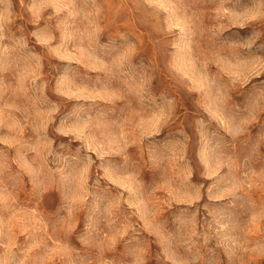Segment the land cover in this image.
<instances>
[{"label": "rangeland", "instance_id": "374dc122", "mask_svg": "<svg viewBox=\"0 0 264 264\" xmlns=\"http://www.w3.org/2000/svg\"><path fill=\"white\" fill-rule=\"evenodd\" d=\"M0 264H264V0H0Z\"/></svg>", "mask_w": 264, "mask_h": 264}]
</instances>
